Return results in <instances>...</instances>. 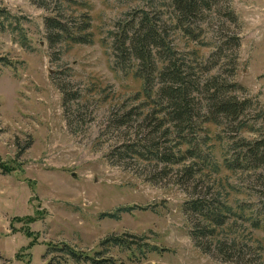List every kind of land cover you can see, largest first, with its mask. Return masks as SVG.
Segmentation results:
<instances>
[{"label":"rangeland","instance_id":"1","mask_svg":"<svg viewBox=\"0 0 264 264\" xmlns=\"http://www.w3.org/2000/svg\"><path fill=\"white\" fill-rule=\"evenodd\" d=\"M146 3L0 0V10L19 21L0 28V264H90L51 250L63 245L114 264H264V250L245 254L240 262L201 252L182 207L195 194L192 184L178 178L176 168L161 173L155 162L121 149L148 129L133 120L116 125L115 112L133 103L129 97L139 84L114 70L103 41L134 7ZM228 6L232 20L225 0L204 16L200 38L209 46L199 54H210L225 36L238 37V48L223 51L236 56L233 75L226 60L210 74L241 85L243 94L235 95L251 100L250 122L261 121L264 0H231ZM84 14L92 19V44L49 46L45 17L79 23ZM178 44L183 53L191 49L184 39ZM200 74L197 78L208 76ZM256 177H231L246 193L236 199L258 204L264 176ZM253 237L264 244V232ZM110 238L123 239V246L104 245Z\"/></svg>","mask_w":264,"mask_h":264},{"label":"trees","instance_id":"2","mask_svg":"<svg viewBox=\"0 0 264 264\" xmlns=\"http://www.w3.org/2000/svg\"><path fill=\"white\" fill-rule=\"evenodd\" d=\"M145 1L144 7H134L127 19L108 31L103 41L110 46L114 70L139 84L129 97L133 103L115 112L116 125L133 120L148 129L146 136L121 149L155 162L161 173L169 174L176 168V176L192 184L195 194L182 207L191 218L189 236L201 252L222 256L227 262H240L245 254L254 252L262 255L264 244L253 232H264V194L256 205L236 199V195L246 193L231 183V177L241 178L245 173L257 179L264 176V118L250 122L251 100L235 95L237 91L243 94L244 88L210 74L226 60L233 75L236 56H226L223 51L238 48L239 39L225 36L220 47L214 46L207 56L200 55L199 50L209 46L201 41V22L219 0ZM230 1L225 0L232 20ZM16 19L7 10H0L2 30L4 23L15 20L19 24ZM72 20L68 23L45 17L49 46L93 43L91 17L84 14L82 22ZM19 36L26 46V35L21 32ZM179 39H184L186 48L191 46L187 53L179 47ZM195 70L208 76L197 78ZM103 243L123 246L124 241L110 238ZM51 250L75 262L114 264L111 259L99 260L67 245Z\"/></svg>","mask_w":264,"mask_h":264}]
</instances>
